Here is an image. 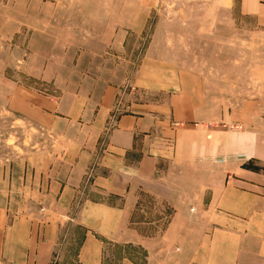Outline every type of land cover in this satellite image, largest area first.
<instances>
[{
    "label": "crops",
    "instance_id": "obj_1",
    "mask_svg": "<svg viewBox=\"0 0 264 264\" xmlns=\"http://www.w3.org/2000/svg\"><path fill=\"white\" fill-rule=\"evenodd\" d=\"M241 4L264 23V0ZM75 45L91 60L104 58ZM100 66L70 65L64 78L56 72L48 82L61 88L60 96L22 90L19 106L11 96L14 111L64 139L61 161L79 175H68L51 205L34 212L12 215L0 204V264H264V173L241 166L264 163V130L255 122L240 134L174 128L172 121L200 118L189 116L190 104L177 114L180 93L167 95V109L122 98L121 84ZM138 81L150 88L149 77L148 85L137 75ZM79 127L97 144L87 148L70 138ZM161 156L179 165L219 157L233 175L218 174L208 188L198 184L186 196V183L195 181L180 173L169 177L178 184L166 180Z\"/></svg>",
    "mask_w": 264,
    "mask_h": 264
},
{
    "label": "rangeland",
    "instance_id": "obj_2",
    "mask_svg": "<svg viewBox=\"0 0 264 264\" xmlns=\"http://www.w3.org/2000/svg\"><path fill=\"white\" fill-rule=\"evenodd\" d=\"M241 1L0 0V204L12 215L34 212L51 205L68 175H79L61 161L64 139L10 106L11 96L19 106L22 90L60 96L61 88L48 79L56 72L64 78L70 65L99 64L108 69L111 81L121 84L122 98L148 100L165 109L167 95L180 93L177 114L186 113L190 104L189 116L200 113V118L172 121L174 128L213 127L240 134L255 122L264 130V23L246 15ZM73 43L104 58L91 60ZM40 73L42 79H35ZM137 75L144 84L149 77V89L134 83ZM169 84V91L151 88ZM69 132L81 146L96 142L86 128ZM222 160L179 165L161 156L160 174L171 183L169 177L178 173L192 177L195 183L187 182L184 189L187 196L198 184L208 188L218 174L225 179L233 175L232 165ZM259 162L251 160L249 168L264 173ZM166 210L167 219L173 217Z\"/></svg>",
    "mask_w": 264,
    "mask_h": 264
},
{
    "label": "trees",
    "instance_id": "obj_3",
    "mask_svg": "<svg viewBox=\"0 0 264 264\" xmlns=\"http://www.w3.org/2000/svg\"><path fill=\"white\" fill-rule=\"evenodd\" d=\"M250 165H252V164H251V161H249V162L247 163V167H250Z\"/></svg>",
    "mask_w": 264,
    "mask_h": 264
},
{
    "label": "built area",
    "instance_id": "obj_4",
    "mask_svg": "<svg viewBox=\"0 0 264 264\" xmlns=\"http://www.w3.org/2000/svg\"><path fill=\"white\" fill-rule=\"evenodd\" d=\"M206 127H208V125H205Z\"/></svg>",
    "mask_w": 264,
    "mask_h": 264
}]
</instances>
